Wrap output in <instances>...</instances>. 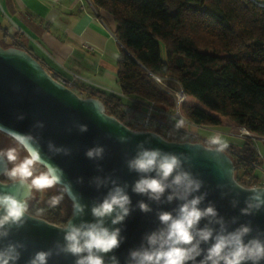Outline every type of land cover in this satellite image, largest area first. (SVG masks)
<instances>
[{"label":"water","instance_id":"water-1","mask_svg":"<svg viewBox=\"0 0 264 264\" xmlns=\"http://www.w3.org/2000/svg\"><path fill=\"white\" fill-rule=\"evenodd\" d=\"M95 105L103 108L102 115L97 114ZM21 115L24 118L18 119ZM37 122H42L44 127H35ZM80 124L86 125L87 131H79L77 126ZM0 129L7 130H0V133L11 139L13 138L8 134L9 131L32 135L38 140L43 157L63 170L64 180L71 184L72 192L79 202L86 205L83 215L75 218L73 223L94 222L91 207L101 202L114 187L112 180H115L118 186L127 185L125 191L131 201L129 215L117 225L111 224V217L105 218V226L110 229L120 228V234L124 237L120 247L114 253L108 254L116 255L120 264H125L130 249L138 248L141 244L146 246L144 237L147 234L162 227L158 213L167 211L175 215L173 210L178 208L180 203L175 199L171 203L167 202L169 190H166L160 202L132 191L139 175L129 171L126 160L135 156L137 145L140 143H143L145 148H159L164 152L183 154L181 156L183 169L203 181L200 192L195 195L207 193L200 207L204 208L211 202L218 216L228 223L229 230L241 223H250L253 228L252 236L264 232V209L252 216L240 215L244 199L249 195L241 189L253 187H245L236 180L234 162L225 150L219 151V146H209L203 141L167 140L154 132L130 129L119 118L107 113L106 106L100 98L79 96L56 79L24 48L0 45ZM121 136L126 137L127 141L121 143L119 141ZM49 141L56 147L69 149V154L53 155L48 151ZM98 145L104 147L103 159H88L85 156L86 150ZM7 166L9 167V163ZM2 167L3 164L0 163V168ZM97 177L101 180L107 179V182L97 187L94 182ZM0 192H10L20 198L24 194V189L14 185L0 187ZM65 196L72 203L66 194ZM232 200L238 201L236 207L232 206ZM139 202L147 204L151 211L142 212L138 207ZM29 216L31 218H27L22 228L13 227L7 240L0 241V246L10 241H19L25 245L18 264H26L34 252L52 248L57 241L63 243L60 225L31 214ZM233 217L237 218L236 224H231ZM71 218L70 216L69 219ZM206 223L207 220L202 219L199 227ZM209 226L218 228L215 224ZM261 238L264 239V236ZM107 258L106 255V261ZM48 264H74V257L54 255Z\"/></svg>","mask_w":264,"mask_h":264},{"label":"trees","instance_id":"trees-1","mask_svg":"<svg viewBox=\"0 0 264 264\" xmlns=\"http://www.w3.org/2000/svg\"><path fill=\"white\" fill-rule=\"evenodd\" d=\"M116 23L114 35L122 49L117 61L120 90L127 105L153 103L173 113L177 97L156 78L173 79L180 91L216 115L188 103L182 111L198 126L218 127L228 119L264 137V6L252 0H91ZM8 46L24 48L18 37ZM7 46V47H8ZM25 49V48H24ZM108 114L120 118L122 99L89 87ZM168 140L199 141L174 134ZM235 178L245 187L264 186L256 167L257 152L245 142L228 144ZM1 181L6 178L1 176ZM35 204V203H33ZM28 208V213L64 225L59 207Z\"/></svg>","mask_w":264,"mask_h":264},{"label":"clouds","instance_id":"clouds-1","mask_svg":"<svg viewBox=\"0 0 264 264\" xmlns=\"http://www.w3.org/2000/svg\"><path fill=\"white\" fill-rule=\"evenodd\" d=\"M98 115L103 114V108L95 105ZM21 115L18 119H23ZM35 127L43 128L42 122H37ZM79 131H87V126L80 124ZM7 131L4 129H0ZM14 141L27 153L23 162L15 164L17 150L9 148L0 150V176L6 181H0V187L19 185L24 189L22 197L17 198L10 192H0V241L7 240L13 227L20 229L31 218L28 213V200L32 197L33 190L42 191L61 186L60 194L48 200L49 207L58 206L65 194L72 200L71 219L61 226L63 243L57 241L52 248L34 252L26 264H48L50 258L60 255H71L74 264H120L114 253L124 240L120 228L105 226V218L111 217V224L117 225L124 221L130 213V198L124 187L111 183L114 187L107 193L103 200L91 207L94 222L73 223V220L83 215L86 205L72 192L71 184L64 180L63 170L46 160L41 154L38 140L30 134L8 132ZM124 143L126 137H119ZM227 144H220L219 151H223ZM48 151L53 155H68L70 150L56 147L48 142ZM103 146H94L85 152L91 160L103 159ZM183 154L164 152L159 148H145L143 143L137 145L135 156L126 160L129 171L139 175L132 187L137 194L146 195L150 200L160 202L166 190L169 193L167 202L174 199L180 201L178 208L172 212L161 211L158 213L159 229L152 231L144 237L145 244L130 249L125 264H261L264 262V232L252 236L253 228L250 223H241L238 227L229 230L228 223L218 216L215 206L209 204L201 208L207 193H200L203 181L194 177L191 172L183 169ZM185 159H187L185 157ZM12 163V167L7 164ZM43 167L38 177H33L34 166ZM154 173V175H151ZM31 178V179H30ZM10 182V183H8ZM79 182V181H78ZM97 187L107 182L99 177L94 179ZM249 195L244 199V207L240 208L241 216H252L264 209V187L241 189ZM239 195V192L237 193ZM238 201L232 200L236 207ZM142 212L151 209L143 202L138 203ZM202 219L207 220L203 227H199ZM237 218L231 219V224H236ZM218 225V228L209 225ZM207 245L201 247V245ZM25 245L19 241L8 242L0 246V264H18ZM108 256L107 261L105 256ZM199 258V259H197Z\"/></svg>","mask_w":264,"mask_h":264},{"label":"crops","instance_id":"crops-1","mask_svg":"<svg viewBox=\"0 0 264 264\" xmlns=\"http://www.w3.org/2000/svg\"><path fill=\"white\" fill-rule=\"evenodd\" d=\"M252 1L264 4V0ZM115 29L111 15L97 10L91 0H0V43L9 45L17 36L59 81L72 82L77 77V87L118 96L122 104H127L129 99L123 96L118 83L116 64L122 46ZM180 125L209 146L228 145L231 137H238L222 133L209 143L198 132L217 127ZM245 142L231 144L241 148ZM260 142L262 147H255V140L248 143L259 155L260 165L255 172L264 184V140Z\"/></svg>","mask_w":264,"mask_h":264},{"label":"built area","instance_id":"built-area-1","mask_svg":"<svg viewBox=\"0 0 264 264\" xmlns=\"http://www.w3.org/2000/svg\"><path fill=\"white\" fill-rule=\"evenodd\" d=\"M80 81L79 78L75 77L72 82H63L79 96L86 98L91 97L90 93L87 90L81 89L76 86V82ZM156 81L161 87L173 89L171 87L176 86L177 90H166L169 93L177 97L178 104L174 109L173 113H168L160 110L155 104L149 103L141 105L140 107H135L132 105L121 104V114L120 120L130 129L136 131V129H143V131H156L157 134L161 135L165 139L166 137L172 136L174 134H182L187 137H196V134L185 130L180 124L192 123L187 120L182 111V104L186 103L183 100L184 95L175 80L173 79H159L156 78ZM175 120V121H172ZM256 138L264 140V137L257 136ZM168 140V139H167Z\"/></svg>","mask_w":264,"mask_h":264},{"label":"rangeland","instance_id":"rangeland-1","mask_svg":"<svg viewBox=\"0 0 264 264\" xmlns=\"http://www.w3.org/2000/svg\"><path fill=\"white\" fill-rule=\"evenodd\" d=\"M0 45H2L3 47H7L8 43H0ZM165 90H177L176 86L171 87L173 89H169V88H165L162 87ZM192 105V104H190ZM194 106V105H193ZM222 125H223V120L221 121ZM221 125V126H222ZM220 126V127H221ZM217 130V131H215ZM215 130H213L212 128L210 129H200L199 130V135L202 136L204 138V140L206 142H212V140L214 138H216V135H221V136H226L227 134L223 131H221L218 127L215 128ZM219 131V132H218ZM221 132V133H220ZM223 133V135H222ZM230 137V135H228ZM239 138V139H238ZM11 139L6 138V135L0 133V150H7L9 148H15L17 150V160L13 163L15 164H19L21 162H23V160L25 159V157L27 156L26 152L24 150H21V148H19V146H17L13 141H10ZM254 141L255 140V147H262V143L260 142L261 140H259L258 138L252 139V138H247V137H231V139L229 140L230 144L234 143H240L241 141ZM233 144V145H234ZM12 163H11V167H12ZM9 167H10V163H9ZM34 171H38V176L39 174L44 171L41 169V167H39V165L34 166ZM35 176H33L32 178H34ZM60 189L61 187L59 186H55L53 188L50 189H45L42 191H36L34 190L32 193V197L31 199H29V204H38V206L40 207H44V206H49L48 205V200L55 195L60 194ZM56 207L60 208V213L63 217H67L70 213H71V209H72V203L67 199L66 196H64L63 201Z\"/></svg>","mask_w":264,"mask_h":264},{"label":"bare ground","instance_id":"bare-ground-1","mask_svg":"<svg viewBox=\"0 0 264 264\" xmlns=\"http://www.w3.org/2000/svg\"><path fill=\"white\" fill-rule=\"evenodd\" d=\"M261 6H264V4H262ZM183 100L188 104L198 106L199 108H201L207 112H210L213 115H216L212 111H210L209 109L204 107L202 104L193 100L192 98L184 96ZM222 119L224 122H223V125L221 127H219V129L221 131L225 132L226 134L238 136V137H247V138H256L258 136L245 127H242V126H240V125H238V124H236V123H234L228 119H224V118H222ZM136 131H143V129H136ZM148 132L156 133V131H148ZM176 141H178V140H176Z\"/></svg>","mask_w":264,"mask_h":264},{"label":"flooded vegetation","instance_id":"flooded-vegetation-1","mask_svg":"<svg viewBox=\"0 0 264 264\" xmlns=\"http://www.w3.org/2000/svg\"><path fill=\"white\" fill-rule=\"evenodd\" d=\"M6 138H9V137H7L6 136ZM9 139H11V138H9ZM10 141H13L17 146H19L13 139H11ZM19 148H21V150H24L21 146H19ZM10 167H11V163H10ZM39 167H41L40 165H39ZM41 169L42 170H44L42 167H41ZM38 171H33V176H35V177H38ZM34 177V178H35ZM31 179V178H30ZM34 191V190H33ZM33 193V192H32ZM29 202V201H28ZM29 207H31L30 209H32V208H34L35 207V204H28V208Z\"/></svg>","mask_w":264,"mask_h":264}]
</instances>
